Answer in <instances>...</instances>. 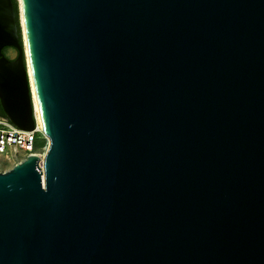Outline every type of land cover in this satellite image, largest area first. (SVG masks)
I'll return each mask as SVG.
<instances>
[{
  "label": "water",
  "instance_id": "1",
  "mask_svg": "<svg viewBox=\"0 0 264 264\" xmlns=\"http://www.w3.org/2000/svg\"><path fill=\"white\" fill-rule=\"evenodd\" d=\"M16 6L0 107L33 130L31 77L47 149L0 172V264H264V0Z\"/></svg>",
  "mask_w": 264,
  "mask_h": 264
},
{
  "label": "built area",
  "instance_id": "2",
  "mask_svg": "<svg viewBox=\"0 0 264 264\" xmlns=\"http://www.w3.org/2000/svg\"><path fill=\"white\" fill-rule=\"evenodd\" d=\"M39 139H45L41 128L37 126L35 117V126L31 131L19 129L5 117H0V155L17 156L21 154L20 162L29 154H35L40 158L42 155L36 144Z\"/></svg>",
  "mask_w": 264,
  "mask_h": 264
},
{
  "label": "rangeland",
  "instance_id": "3",
  "mask_svg": "<svg viewBox=\"0 0 264 264\" xmlns=\"http://www.w3.org/2000/svg\"><path fill=\"white\" fill-rule=\"evenodd\" d=\"M5 54L8 58L13 59L16 56V52L14 50H7ZM39 153L40 155H44L47 149V141L45 139H39ZM21 158V154L15 156L12 155H0V172H4L9 170L17 161Z\"/></svg>",
  "mask_w": 264,
  "mask_h": 264
},
{
  "label": "bare ground",
  "instance_id": "4",
  "mask_svg": "<svg viewBox=\"0 0 264 264\" xmlns=\"http://www.w3.org/2000/svg\"><path fill=\"white\" fill-rule=\"evenodd\" d=\"M30 84H31V87H32V94H33L34 105H35V117H36V121H37V126H38L39 128H41V122H40L39 112H38V109H37L36 100H35V96H34V92H33V86H32V80H31V77H30ZM42 157H43V156H42ZM42 157H41V158H42Z\"/></svg>",
  "mask_w": 264,
  "mask_h": 264
},
{
  "label": "trees",
  "instance_id": "5",
  "mask_svg": "<svg viewBox=\"0 0 264 264\" xmlns=\"http://www.w3.org/2000/svg\"><path fill=\"white\" fill-rule=\"evenodd\" d=\"M12 2H13V4H14V10H15V12L17 13L16 0H12ZM0 117H4V114H3L2 111H0ZM40 146H41V143H40V145H39V140H38V142H37V144H36V147L39 149Z\"/></svg>",
  "mask_w": 264,
  "mask_h": 264
},
{
  "label": "flooded vegetation",
  "instance_id": "6",
  "mask_svg": "<svg viewBox=\"0 0 264 264\" xmlns=\"http://www.w3.org/2000/svg\"><path fill=\"white\" fill-rule=\"evenodd\" d=\"M0 111H2L1 107H0Z\"/></svg>",
  "mask_w": 264,
  "mask_h": 264
}]
</instances>
